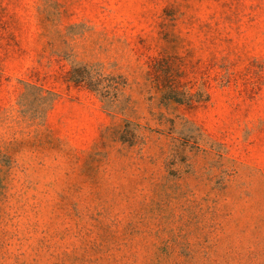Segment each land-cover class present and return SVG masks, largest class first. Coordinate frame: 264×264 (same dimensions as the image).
Instances as JSON below:
<instances>
[{
  "label": "rangeland",
  "instance_id": "1",
  "mask_svg": "<svg viewBox=\"0 0 264 264\" xmlns=\"http://www.w3.org/2000/svg\"><path fill=\"white\" fill-rule=\"evenodd\" d=\"M0 264H264V0H0Z\"/></svg>",
  "mask_w": 264,
  "mask_h": 264
}]
</instances>
